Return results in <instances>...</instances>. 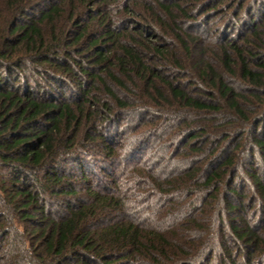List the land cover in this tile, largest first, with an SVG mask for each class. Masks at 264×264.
<instances>
[{"label":"trees","instance_id":"1","mask_svg":"<svg viewBox=\"0 0 264 264\" xmlns=\"http://www.w3.org/2000/svg\"><path fill=\"white\" fill-rule=\"evenodd\" d=\"M229 1L238 3L0 0V244L9 264H210L215 253L217 264H236V253L264 264V19L243 21L235 39L221 29L211 46L195 25ZM132 114L157 118L127 155L175 118L164 146L206 164L168 179L128 159L119 171L126 153L110 128ZM215 130L213 156L199 154ZM234 137L243 154L227 152ZM179 195L188 198L176 212L153 209L160 221L129 217L132 201Z\"/></svg>","mask_w":264,"mask_h":264},{"label":"rangeland","instance_id":"2","mask_svg":"<svg viewBox=\"0 0 264 264\" xmlns=\"http://www.w3.org/2000/svg\"><path fill=\"white\" fill-rule=\"evenodd\" d=\"M238 3L235 2H228V5L230 6H225L224 3H220L218 7L215 8L214 11H211L209 14L206 16H201L198 19V23L195 24L197 25L196 29L197 31H204L205 33V41L207 44H210V46L213 44L212 40L213 38L219 34V31L221 29H224L227 31L226 35H229L231 39H235L237 37V31L239 33L245 32L244 27L242 26V22H246L249 24L251 21L252 22H257L260 23V20L264 19V7L262 5L263 0H259L258 4H252V0L245 2L244 7L240 11L239 8L242 7V1L243 0H235ZM255 1V0H254ZM233 3L234 6H231ZM36 5L32 6V9H36V7H41L42 3H39L36 1ZM1 7V4H0ZM263 26V25H262ZM242 30V31H241ZM186 79L190 80L191 78L189 76L186 77ZM10 84L14 85L16 83V78L11 79L9 81ZM192 83V82H190ZM45 85V84H44ZM46 86V85H45ZM32 88H35V86L31 85ZM189 87V86H188ZM194 86L191 84L189 89L193 90ZM145 118L142 119V116H137L136 114L132 115H127V117L123 120V124L121 125L122 127L117 128L111 127L110 128V134L112 135V139L115 141V143H118V149L121 151L122 155H124L127 151H129L130 148H132L135 144L133 137L136 135L135 133H138L142 131L146 125H148L149 121H152V119H156L157 116L154 115H147L144 116ZM158 121V119H157ZM221 123V122H220ZM163 125L164 128L161 131H157L154 135L150 137V142L149 145L146 146L142 150V144L140 146V150L137 151V153L127 155L125 154V161H119L115 163V166L119 169L124 168L126 166V159L130 161L131 168L136 167L138 165H148L150 168L154 169L157 171V173L164 179L168 178H173L177 174H181L185 172V170H188L190 167L196 168V167H201L204 164H206V160H197L196 157H194V160L189 159L187 157L188 152L186 151L185 153H181L178 156L175 154L171 153V150L173 148H167L164 146L166 142L170 139V137L174 134V132L178 129L180 123L178 122L177 119L169 118L163 120ZM129 126V127H127ZM132 127V128H131ZM217 133L218 131H212L208 136L205 135L203 136L202 142L206 144L205 147L201 146V144H197L196 148L199 149V154H203L204 156L212 155V146H214L217 141L216 137L218 136ZM248 137L247 139H249ZM238 138L234 137L232 140H228L225 142L226 144V149L227 152L230 153H242L241 149V144L242 141H237ZM178 148V147H177ZM177 148L176 151H177ZM203 149V151H200ZM242 150V151H241ZM197 153V154H198ZM243 154V153H242ZM136 155V156H135ZM148 159V160H146ZM146 160V161H145ZM218 160V159H216ZM254 161L257 164H260V158L258 155L254 157ZM129 165V166H130ZM74 164L71 163V160H66V165L65 169L66 171H72L74 170ZM76 170L72 171L75 172ZM78 171V170H77ZM76 171V175L80 176V173ZM178 175V176H179ZM246 191H250L248 186L246 187ZM188 198L185 195H179L177 196L174 201L168 202V201H161L158 200L157 198H144V199H137L135 201L130 202V207H131V213L133 215H129V217L135 222L140 223L142 220L143 215H150L151 219L149 218L150 221H160L161 218H158L157 216L153 215L152 211L153 209H159L158 207L162 206L163 209L167 212V215L171 211H175L177 209H180L179 207L182 205V201L184 199ZM166 215V216H167ZM186 214H184L185 217ZM132 216V217H131ZM164 218V217H163ZM179 220L181 218L176 217ZM175 218V219H176ZM166 219V218H165ZM162 225H166V222H161ZM160 224V223H159ZM165 228V226H163ZM4 242H1L0 244V264H9L10 263V258L6 256L2 250ZM217 256L218 254L215 253V258L210 264H217ZM236 264H243V257L238 256L236 253ZM228 264H233L232 261H229Z\"/></svg>","mask_w":264,"mask_h":264}]
</instances>
